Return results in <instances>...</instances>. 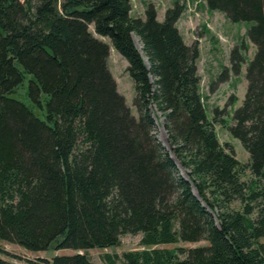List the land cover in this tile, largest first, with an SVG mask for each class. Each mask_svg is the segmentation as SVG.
I'll return each instance as SVG.
<instances>
[{"label": "trees", "instance_id": "16d2710c", "mask_svg": "<svg viewBox=\"0 0 264 264\" xmlns=\"http://www.w3.org/2000/svg\"><path fill=\"white\" fill-rule=\"evenodd\" d=\"M206 5L254 22L247 90L228 127L247 163L218 137L226 107L206 113L199 43L188 44L177 25L179 0L163 21L153 2L142 18L131 15V0H0V239L77 251L51 264H100L83 251L117 247L127 233H141L144 247L124 253L128 264H264V0ZM90 24L128 60L138 116L118 91L109 44ZM230 60L240 72L239 46ZM26 74L44 119L11 96ZM157 112L171 152L155 134ZM201 240L186 250L156 247Z\"/></svg>", "mask_w": 264, "mask_h": 264}, {"label": "rangeland", "instance_id": "374dc122", "mask_svg": "<svg viewBox=\"0 0 264 264\" xmlns=\"http://www.w3.org/2000/svg\"><path fill=\"white\" fill-rule=\"evenodd\" d=\"M134 10L131 15L134 17H145V7L139 6L141 1L147 4L153 2L159 12V20L165 18V11L171 7L174 0H131ZM185 5L183 20L189 26L185 35L186 41L192 44L198 41L200 48V58L198 60V69L201 75V93L203 102L206 106V113L209 118L213 116L215 107L225 108L226 125L216 124V131L222 144L229 143L233 146L235 156L241 163H247L250 160V154L240 141L234 137L229 125L233 124V115L235 110L242 104L247 90L246 70L249 62L254 57L256 46L249 38L248 30L253 25V21L234 22L228 16L219 10H212L207 7L205 0H179ZM146 4V5H147ZM209 12V13H208ZM208 13V14H207ZM182 24H185L184 21ZM90 30L96 37L107 42L110 46V55L108 57V66L116 79L118 91L125 97L126 104L131 112L138 116V110L134 104L135 84L127 71L128 60L119 53L113 46L109 36H102L95 32L94 25L90 24ZM135 36V42L143 54L140 39ZM235 46L240 47L244 62L240 72H235L232 68L230 54ZM31 75L26 74L23 83L17 88L11 96L22 100L41 117L45 118V107L41 108L28 94V85ZM236 100L230 102L231 96ZM43 100V99H42ZM155 134L164 147L171 152L168 142V132L164 127V117L160 112L156 113ZM180 166V165H179ZM184 176L187 177L181 166L179 167ZM242 179L249 182L252 178L249 170L241 175ZM239 202L232 204V207L239 208ZM141 233H127L121 236V244L117 247L93 248L83 252L87 253L91 259L100 264H128L124 253L143 249L141 244ZM264 240V239H263ZM205 240L197 242L180 241L174 244L157 245L158 248L182 247L188 249L195 246L204 245ZM77 251L72 248L56 249L51 245L46 250H29L17 243L0 239V257L17 264H51L56 255H69ZM187 253H180L179 257L184 258Z\"/></svg>", "mask_w": 264, "mask_h": 264}, {"label": "crops", "instance_id": "0c3cea01", "mask_svg": "<svg viewBox=\"0 0 264 264\" xmlns=\"http://www.w3.org/2000/svg\"><path fill=\"white\" fill-rule=\"evenodd\" d=\"M162 1H165V0H162ZM146 2H144L143 3V1H141V4H140V6H139V8L138 9H140L141 7H145L146 6ZM134 10V8L132 9V11ZM145 10V9H144ZM210 10V9H209ZM209 13V12H208ZM207 13V14H208ZM158 18H159V12H158ZM184 21V23L185 24H182V22ZM177 25H178V27H179V29H180V31H181V33L183 34V36H184V39H185V41H186V34H187V32H188V28H189V26L187 25V22L185 21V20H183V18L181 17L179 20H178V22H177ZM134 40H135V36H134ZM188 44H190V42H188V41H186Z\"/></svg>", "mask_w": 264, "mask_h": 264}, {"label": "water", "instance_id": "95a60500", "mask_svg": "<svg viewBox=\"0 0 264 264\" xmlns=\"http://www.w3.org/2000/svg\"><path fill=\"white\" fill-rule=\"evenodd\" d=\"M171 156L173 157L172 154H171ZM193 192L196 194V189H195V187H193Z\"/></svg>", "mask_w": 264, "mask_h": 264}]
</instances>
